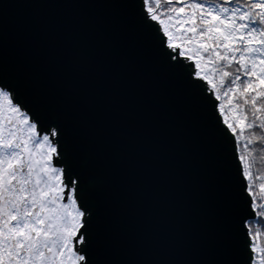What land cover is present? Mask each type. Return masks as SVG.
Segmentation results:
<instances>
[{
    "label": "water",
    "instance_id": "obj_1",
    "mask_svg": "<svg viewBox=\"0 0 264 264\" xmlns=\"http://www.w3.org/2000/svg\"><path fill=\"white\" fill-rule=\"evenodd\" d=\"M133 15V0H0L4 71L77 144L92 264H228L236 150Z\"/></svg>",
    "mask_w": 264,
    "mask_h": 264
},
{
    "label": "snow or ice",
    "instance_id": "obj_2",
    "mask_svg": "<svg viewBox=\"0 0 264 264\" xmlns=\"http://www.w3.org/2000/svg\"><path fill=\"white\" fill-rule=\"evenodd\" d=\"M164 58L236 150L235 259L264 264V0H141ZM78 147L0 56V264H92L99 223Z\"/></svg>",
    "mask_w": 264,
    "mask_h": 264
},
{
    "label": "bare ground",
    "instance_id": "obj_3",
    "mask_svg": "<svg viewBox=\"0 0 264 264\" xmlns=\"http://www.w3.org/2000/svg\"><path fill=\"white\" fill-rule=\"evenodd\" d=\"M133 7H134V15L132 16L133 21L135 20L136 23H139V24L141 23L140 25H143L142 29L143 30H146V31H148L150 33L151 30L149 28L145 27V25L141 21V14H142L141 0H133ZM169 64L173 65L172 63H169ZM183 74L187 78V76H186V74L184 72H183ZM206 104H207V106H208V108H209L210 111L215 112V110L213 108V105L210 102L206 101ZM234 151H235V149H234ZM99 182H100V179H97L95 181H90L89 180L88 181V184H87V188L88 189H93L94 187H97L98 186V183Z\"/></svg>",
    "mask_w": 264,
    "mask_h": 264
}]
</instances>
